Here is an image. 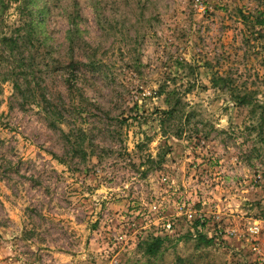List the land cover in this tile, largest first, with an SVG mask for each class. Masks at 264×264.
Listing matches in <instances>:
<instances>
[{"label": "rangeland", "instance_id": "1", "mask_svg": "<svg viewBox=\"0 0 264 264\" xmlns=\"http://www.w3.org/2000/svg\"><path fill=\"white\" fill-rule=\"evenodd\" d=\"M33 18L26 95L0 43L1 263L264 264V232H251L264 220L260 110L210 83L264 103V0H0V38ZM171 91L183 123L161 128ZM151 236L170 238L154 259L138 246Z\"/></svg>", "mask_w": 264, "mask_h": 264}, {"label": "trees", "instance_id": "2", "mask_svg": "<svg viewBox=\"0 0 264 264\" xmlns=\"http://www.w3.org/2000/svg\"><path fill=\"white\" fill-rule=\"evenodd\" d=\"M41 14L43 16V12L41 11ZM241 16L243 19H248L244 14L241 13ZM260 18H256L257 22H254V24H258L260 26L264 25V19L261 21H258ZM43 18L42 19H36L33 18L32 20H29V22L26 23V29L24 30V36L23 34H17V36H1L0 43L5 48H7L9 55H13L14 52L18 54L19 58L18 64L15 68L18 69V71H12L11 77L13 81V85L17 91L22 93L23 95H26V92L24 93V90H22V84L28 85L30 84V77H34V71L30 69L29 59L23 57V51L21 50V46H25L27 43H30L31 40H33L37 34L36 30L40 29V27L43 25ZM14 59L16 58L15 55L12 56ZM73 59H71V62L68 64L67 69L69 70V78L67 80L69 87L73 88L75 87V83L78 80V77L80 74H77L78 68L77 63L72 62ZM20 80L23 81L20 83ZM211 87L217 90H220L224 93H226L233 104L238 108H250L251 110H260L259 114V127H263L264 125V103H260L258 100H255V94L253 91L249 90L248 88H240L238 85L234 83L233 80H231L228 77L223 76H215L211 79ZM26 91H30V86H26ZM164 93V92H163ZM35 101V100H34ZM165 104L167 105L166 109L158 110L159 114L161 115L159 125L161 128H167L170 127V124L172 122H180L183 123L181 120L182 114V100L180 97L176 96V93L174 91L168 92L167 96L164 100ZM50 101L46 97L45 94L41 96V102L44 105H50ZM47 109V108H46ZM46 117L50 120L49 125H51L53 128L56 127V125L59 123L57 117H62L59 113L56 114L54 110H52V107L48 108V110L45 112ZM59 117V118H60ZM185 121H188V116L184 117ZM178 119V120H177ZM61 121V119H60ZM181 126L177 127L176 131ZM182 135V130H178L175 134V136L180 137ZM206 223H200L198 220L193 224V228L195 229L194 237L191 235V238L193 237L194 241L196 242V247L199 246H209L211 244V240L207 238L206 234H203L202 230L200 228H205ZM170 239L169 237H162V236H151L149 238H146L142 240L138 244L139 249L141 250L142 254L146 256L148 259H154L157 258L164 249V245L167 242L166 240ZM178 263L176 264H184L185 261L182 259H178Z\"/></svg>", "mask_w": 264, "mask_h": 264}, {"label": "built area", "instance_id": "3", "mask_svg": "<svg viewBox=\"0 0 264 264\" xmlns=\"http://www.w3.org/2000/svg\"><path fill=\"white\" fill-rule=\"evenodd\" d=\"M190 217H191V216H190ZM197 219H198L199 221H201V222L204 221L203 218L200 217V216H199ZM167 227L170 228V225H168ZM251 232H252V234L255 235V236H256V235H260L261 233H263V232H264V220H263L262 222H256V223L254 224L253 228L251 229ZM253 249H254V251H258V252H259V249L257 248V246L254 247ZM0 264H2L1 261H0Z\"/></svg>", "mask_w": 264, "mask_h": 264}]
</instances>
